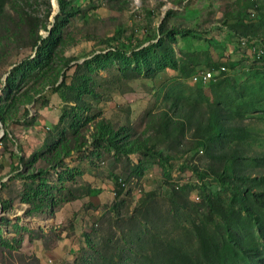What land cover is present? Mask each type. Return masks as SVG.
Segmentation results:
<instances>
[{"label": "rangeland", "instance_id": "374dc122", "mask_svg": "<svg viewBox=\"0 0 264 264\" xmlns=\"http://www.w3.org/2000/svg\"><path fill=\"white\" fill-rule=\"evenodd\" d=\"M154 1L0 0V121L61 112L0 181V264H264V0L183 41ZM107 179L111 200L90 202ZM75 204L81 243L62 258L54 219Z\"/></svg>", "mask_w": 264, "mask_h": 264}, {"label": "crops", "instance_id": "0c3cea01", "mask_svg": "<svg viewBox=\"0 0 264 264\" xmlns=\"http://www.w3.org/2000/svg\"><path fill=\"white\" fill-rule=\"evenodd\" d=\"M158 1H161V3H157L161 9L160 23L162 22V17L164 14L163 12L165 11V3L167 2L172 10L175 11V8L178 10L171 14L170 22L172 23V25L178 24V28H186V26H190L194 22L202 24L204 22V19L207 18L206 15L213 14V17H215V19H220L221 17L225 18L226 14L224 12V9H227L229 4H231L229 7L232 9L234 7V3L238 0H155L154 4H156V2ZM210 10L212 11V13L209 12ZM229 21L231 22L232 20ZM216 22L217 21H215L214 23ZM222 32H224L223 35L225 39L231 37L225 31L222 30ZM177 38L182 39L183 41L191 39L192 36H190L188 33H180L178 34ZM228 42H230V40ZM56 96L59 98V95L57 93L52 95L53 101L58 100ZM39 105L40 106L33 107L28 115L20 117L21 119L18 121L11 120L5 122V124L0 121V140L2 139V141H0V181H6L10 176H13V173L18 172L15 170V168H17L19 164H21L19 162V156L23 153V151H19V149L23 148L22 150H24L27 147V144L36 145V143H41L46 137L45 129L50 128L49 125L53 126L59 122L61 118L60 111V113L56 114L48 107L49 104ZM16 123H20L23 130L21 129L14 132V134H16L18 142L14 140V146H16L17 149L13 150L12 152L11 149L7 146L11 142L7 143V139L9 137H12L10 129ZM117 170L118 164H112L110 169L111 173ZM103 182L99 184L97 182L92 183L93 187H91L90 195L89 197H87V199L89 198L88 200L90 202H97L95 204H100L102 202L111 200V196L114 195V193L112 192L113 183L111 179H107ZM75 205L74 207L71 206L68 207L69 209L66 208L63 210V213H65V215L62 216H64L66 219H64V217L61 219H54L55 224L63 225V228H60L61 233L59 235L60 239L63 240V244L61 243L53 248L55 254L62 258H64V256L68 255L69 253L74 254L77 247L81 243V232L83 230L81 221L82 219H85L86 214L84 215L83 209L81 210V206L78 207V210H81L82 212L78 213L77 211H75V209H77V205ZM60 214L62 213H59V216ZM75 214L78 215L77 219L75 218ZM56 216H58V214ZM65 220H69L68 222H70V224L64 223ZM86 223L87 222H85V224Z\"/></svg>", "mask_w": 264, "mask_h": 264}, {"label": "trees", "instance_id": "16d2710c", "mask_svg": "<svg viewBox=\"0 0 264 264\" xmlns=\"http://www.w3.org/2000/svg\"><path fill=\"white\" fill-rule=\"evenodd\" d=\"M253 15H255V14H253ZM262 18L264 20V15L262 16ZM175 28H177V27H175ZM173 32H177L178 34H180V33H188V31L185 28L168 30V34L170 33V36H173ZM247 43H248V41H247ZM183 75H184V73H183ZM93 140L94 141H105V142H107L109 144V146L111 148H113L115 150H119V151L121 150L111 139H109L108 137H106L104 135H100L99 137H94ZM121 152H123V151L121 150ZM22 161H24V160H22ZM262 196H264V193L254 194L255 198H260Z\"/></svg>", "mask_w": 264, "mask_h": 264}, {"label": "built area", "instance_id": "2783aa9c", "mask_svg": "<svg viewBox=\"0 0 264 264\" xmlns=\"http://www.w3.org/2000/svg\"><path fill=\"white\" fill-rule=\"evenodd\" d=\"M256 54L258 57H261L264 54V51H257ZM225 70L217 69V70H209V72H200L197 77H200V84H207L208 81L214 80L217 76L221 75Z\"/></svg>", "mask_w": 264, "mask_h": 264}, {"label": "bare ground", "instance_id": "6f19581e", "mask_svg": "<svg viewBox=\"0 0 264 264\" xmlns=\"http://www.w3.org/2000/svg\"><path fill=\"white\" fill-rule=\"evenodd\" d=\"M247 42H244V44ZM223 70H226L225 68H223ZM198 74L193 76V82L196 84H200V77H197ZM211 83V81H208L207 84H203V85H209Z\"/></svg>", "mask_w": 264, "mask_h": 264}]
</instances>
